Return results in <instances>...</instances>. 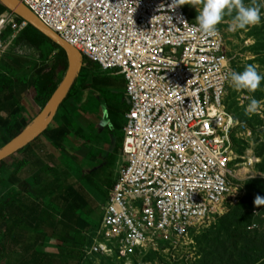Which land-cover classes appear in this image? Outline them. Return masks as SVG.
Segmentation results:
<instances>
[{"label":"built area","instance_id":"built-area-1","mask_svg":"<svg viewBox=\"0 0 264 264\" xmlns=\"http://www.w3.org/2000/svg\"><path fill=\"white\" fill-rule=\"evenodd\" d=\"M103 73L126 83L124 137L109 198L88 229L80 264H178L192 236L245 195L235 162L251 130L226 108L232 69L224 35L198 31L184 0H19ZM28 23L8 12L2 35ZM85 66V64H84ZM236 137H235V136Z\"/></svg>","mask_w":264,"mask_h":264},{"label":"crops","instance_id":"crops-1","mask_svg":"<svg viewBox=\"0 0 264 264\" xmlns=\"http://www.w3.org/2000/svg\"><path fill=\"white\" fill-rule=\"evenodd\" d=\"M8 12L0 2V16ZM25 32L2 35L0 148L5 127L19 122L27 127L44 108L36 101L32 79L45 64H34L32 68L33 63H40L36 58L41 57V51L26 41ZM84 83L88 88L79 84L72 102L62 104L50 123L47 130L54 138L43 134L9 159L0 161V264H27L32 255L28 260L21 253L34 241L38 246L30 253L44 257L64 254L60 249L64 243L57 239L62 231L53 229L60 224L68 205L57 193L62 185L74 189L87 202L84 211L88 214L83 221L88 225L89 218L93 220L91 205L100 210L99 204L110 196L121 160L124 115L129 107L126 83L121 75L100 69L85 71ZM111 93L112 99L107 95ZM74 198L73 195L70 200ZM21 221L29 222L31 227H18ZM94 224L93 221L89 229ZM81 233L84 236L85 232ZM69 236L73 239L75 233Z\"/></svg>","mask_w":264,"mask_h":264},{"label":"rangeland","instance_id":"rangeland-1","mask_svg":"<svg viewBox=\"0 0 264 264\" xmlns=\"http://www.w3.org/2000/svg\"><path fill=\"white\" fill-rule=\"evenodd\" d=\"M184 2V9L195 21V15L200 10L199 0H184ZM244 3L246 5L254 4L260 8L262 13L260 24L233 31V16L235 14L233 12L231 15L225 14L217 27L223 32L224 50L231 59L232 69L239 71L246 64H253L258 72L264 75V0H244ZM26 34L40 42L46 41L45 43H47L48 41L30 25ZM55 53L48 57L47 63L43 57L36 58L40 63H33L32 68L34 64L38 66L45 64L50 67L53 65ZM65 72L62 69L56 71L55 81L57 84L62 82ZM81 81L80 79L79 82ZM107 95L110 99L114 98L112 93ZM250 97L261 101L262 106L257 112L246 115L245 106ZM72 98L73 96L68 99L69 102H72ZM224 104L240 123L247 125L252 134L246 138L236 139L235 162L241 170L245 167L241 165L244 162L249 163L251 160L254 164L250 168L245 167L247 168V175L244 177L245 195L241 202L216 224L197 231L192 236L189 258L187 259V256L184 255L178 264H264V202L254 203L258 196L264 199V81H261L260 86L253 91H237L229 83L226 88ZM104 202L105 200L99 206ZM87 214L84 211L82 217L84 218V215ZM90 215L93 220L89 218V225L94 221V226H96L100 220V211L97 210L96 205H91ZM60 249L64 253L61 256L62 264H79L74 263L71 257L66 254V251H69L67 246L61 245ZM88 264H122V262L105 259L93 260Z\"/></svg>","mask_w":264,"mask_h":264},{"label":"trees","instance_id":"trees-1","mask_svg":"<svg viewBox=\"0 0 264 264\" xmlns=\"http://www.w3.org/2000/svg\"><path fill=\"white\" fill-rule=\"evenodd\" d=\"M29 26V25H28ZM27 26V28H28ZM27 28L24 30L26 31ZM43 35V34H41ZM45 39H47V43L40 42V40L30 38V35H27L25 32V39L26 41L33 47H35L37 50L41 51V57H43V60L47 62V59L49 56H51L54 52H56L53 55V65L48 67L49 65H45L44 67L37 70V75L35 79H32V87L35 88L37 92L36 101L41 102L43 107L46 105V103L49 101V99L52 97L54 92L56 91L59 84L55 81V75L56 71L59 69H62L64 72L67 70L68 67V60L66 52L56 43L51 41L49 38H47L45 35H43ZM52 44V46H49ZM83 65L81 67V70L79 72L78 77L76 78L70 92L68 93V96L64 100L62 104H64L70 97L75 96V93L77 91V86L80 84L83 86V88L87 89L88 85L84 83V76L85 71L93 69L94 72L98 71V66L88 60L86 57H83ZM85 64V66H84ZM82 80L79 82V80ZM62 107V105H61ZM25 127V124L23 122H19L18 124H15L11 127H5V137L3 138V143H7L12 138H14L19 132H21ZM65 135V132H60ZM45 136L53 137V134L51 131L46 130L44 132ZM3 144V145H4ZM57 193L60 194V197L63 199L64 204L67 203L66 210L64 214L61 217V221L59 225H54V230H61V236H58L57 239L64 243V245L68 246L70 249L67 251V255L71 257V259L74 261V263L81 262L80 260V249L85 244V237L82 236L81 231L86 232L89 229L88 223L83 221L82 212L86 210L88 207L87 202L84 200L81 194L77 193L74 189L71 187H63V185L57 189ZM74 199L71 201L70 199ZM78 195V197H76ZM101 211V210H99ZM63 219V220H62ZM31 227L29 225V222L21 221L17 223V226H24ZM75 233V237L73 239L70 238V234ZM31 242V241H27ZM26 242V243H27ZM33 242V241H32ZM24 243V242H23ZM38 246L37 242H33V244L30 246L27 251H23L21 253L22 256L27 257L29 260V257L31 256V261L27 264H43L44 258H46L47 263L52 264H62V258L61 257H44L41 256L39 253H30L29 250H35ZM72 248V249H71ZM62 262V263H61Z\"/></svg>","mask_w":264,"mask_h":264},{"label":"water","instance_id":"water-1","mask_svg":"<svg viewBox=\"0 0 264 264\" xmlns=\"http://www.w3.org/2000/svg\"><path fill=\"white\" fill-rule=\"evenodd\" d=\"M0 2L9 12L25 20L28 25L34 27L41 34L58 44L66 52L68 60V67L62 82L38 117L0 148V161H2L27 147L48 129L79 75L83 65V57L76 48L64 41L56 32L48 28L45 24H42L19 0H0Z\"/></svg>","mask_w":264,"mask_h":264},{"label":"clouds","instance_id":"clouds-1","mask_svg":"<svg viewBox=\"0 0 264 264\" xmlns=\"http://www.w3.org/2000/svg\"><path fill=\"white\" fill-rule=\"evenodd\" d=\"M200 10L195 15V28L207 35L218 34L217 25L222 21L225 14L233 16L232 30H240L261 23L262 13L260 8L254 4L246 5L244 0H199ZM173 8L177 6L172 0ZM230 86L237 91H253L264 81L256 66L246 64L242 70L229 69L225 77ZM262 106L261 101L250 97L245 106V114L255 113ZM264 202V199L256 197L254 203Z\"/></svg>","mask_w":264,"mask_h":264}]
</instances>
